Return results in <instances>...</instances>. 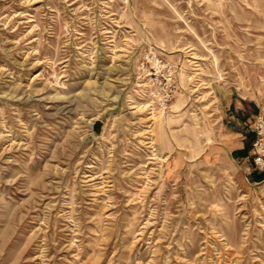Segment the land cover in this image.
Returning a JSON list of instances; mask_svg holds the SVG:
<instances>
[{"label":"rangeland","instance_id":"374dc122","mask_svg":"<svg viewBox=\"0 0 264 264\" xmlns=\"http://www.w3.org/2000/svg\"><path fill=\"white\" fill-rule=\"evenodd\" d=\"M149 51L177 68L165 112ZM230 93L264 114V0H0V264H264Z\"/></svg>","mask_w":264,"mask_h":264},{"label":"built area","instance_id":"2783aa9c","mask_svg":"<svg viewBox=\"0 0 264 264\" xmlns=\"http://www.w3.org/2000/svg\"><path fill=\"white\" fill-rule=\"evenodd\" d=\"M137 79L140 99L146 101L151 112H165L175 95L176 65L155 51L145 53L137 62ZM251 145V163L255 171L264 173V114H259L254 123Z\"/></svg>","mask_w":264,"mask_h":264},{"label":"crops","instance_id":"0c3cea01","mask_svg":"<svg viewBox=\"0 0 264 264\" xmlns=\"http://www.w3.org/2000/svg\"><path fill=\"white\" fill-rule=\"evenodd\" d=\"M219 99L223 103L222 117L226 136L224 149L230 154L232 159L240 160L244 164L249 163L252 170L256 172L254 176L256 181L263 180L264 173L255 171L250 159L254 123L256 117L260 114L257 111L259 109L258 105L233 93L222 95Z\"/></svg>","mask_w":264,"mask_h":264},{"label":"water","instance_id":"95a60500","mask_svg":"<svg viewBox=\"0 0 264 264\" xmlns=\"http://www.w3.org/2000/svg\"><path fill=\"white\" fill-rule=\"evenodd\" d=\"M98 132H99V124H96L95 133L98 134Z\"/></svg>","mask_w":264,"mask_h":264},{"label":"bare ground","instance_id":"6f19581e","mask_svg":"<svg viewBox=\"0 0 264 264\" xmlns=\"http://www.w3.org/2000/svg\"><path fill=\"white\" fill-rule=\"evenodd\" d=\"M155 119V118H154Z\"/></svg>","mask_w":264,"mask_h":264}]
</instances>
